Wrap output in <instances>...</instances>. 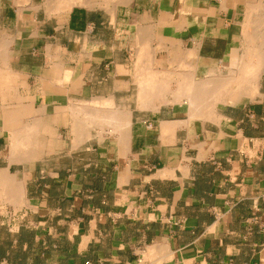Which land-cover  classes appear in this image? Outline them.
Wrapping results in <instances>:
<instances>
[{"label": "crops", "instance_id": "0c3cea01", "mask_svg": "<svg viewBox=\"0 0 264 264\" xmlns=\"http://www.w3.org/2000/svg\"><path fill=\"white\" fill-rule=\"evenodd\" d=\"M66 1L0 0V101L52 117L54 155L69 162L25 180L27 264H264V66L256 94L228 99L211 120L171 93L142 107L134 68L140 45L157 56L150 68L193 67L196 79L254 65L264 0ZM108 98L132 106L128 144H79L62 111ZM67 117L73 141L62 144ZM3 124L0 112L7 149Z\"/></svg>", "mask_w": 264, "mask_h": 264}, {"label": "bare ground", "instance_id": "6f19581e", "mask_svg": "<svg viewBox=\"0 0 264 264\" xmlns=\"http://www.w3.org/2000/svg\"><path fill=\"white\" fill-rule=\"evenodd\" d=\"M109 1L112 3H115L117 0H109ZM77 2L83 3V0H68L65 2L66 5L64 6V9H69L72 5H74ZM100 2H101V0H100ZM112 3H110V4H112ZM119 4H121V1ZM110 16H111V14H110ZM159 29H161V28H159ZM149 31H151V30H149ZM143 37H144V35H143ZM211 40H213V39L211 38ZM146 42L147 41L145 40V42H144L145 45H146ZM253 43H255V41ZM161 45L162 44H160V46ZM201 45H202V43H201ZM147 46H144V47H147ZM204 46H206V45H204ZM141 47L142 46L140 45V49L142 51L141 52L139 51L140 54L137 56V59H136L137 62L135 61L136 63H138L137 64L138 66L134 67V68H136L135 78L137 80V85H138V92H137L138 93L137 96L139 97L138 102L140 103V105L142 107L154 108L156 102L160 101V98H162L166 95L170 96V93H171L170 91H172V89L170 90V87H171L170 86V79H172V78H176L177 80H175V81H177L179 86H181V88L178 89L177 91L175 90L177 88H174V90L176 92L173 90L174 92L172 93V96L174 99L180 100L181 102H182V100L186 101V103L188 104L189 109H190L189 111H190V117L191 118L205 117L204 112H202V111L201 112L203 113L204 116L200 115V113H201L200 109L203 107V105L201 106L200 103H202L203 101L209 102L208 105H206L205 103H204V105H205V107L209 106V109H211V108L217 107L218 105L221 106V105L225 104L226 100H228V99H234L235 97H239L241 95V93H243V91L249 90L250 92H246V93H249V95L253 94L254 88L256 86L255 83L257 82L256 78H255L256 76H254V75H253L254 79H251V76H250V80L246 79L248 81L238 79L241 76L236 77L237 75L234 74L235 75L234 76L232 73H230L231 77H228V79H225V78H227V77H225L220 82L217 81L218 79L215 80L214 83H212L213 81H211V82L200 81L201 79H196V75L194 73V70H192V69H194L193 67L191 69L192 72L188 68L189 71L187 73H186V71H185V73H173V72H170V69L156 70V69H154V67L150 68L151 67L150 65H152L151 64L152 62L156 63L157 56L148 53L147 49L145 50L144 48H141ZM154 47H157V46H154ZM168 47H169V44H168ZM254 47H255V45H254ZM147 48H149V47H147ZM256 48H257V45H256ZM140 49L138 48V50H140ZM161 49L163 50V48H161ZM206 49H208V48H206ZM255 49H253V50H255ZM155 50H158V49H155ZM258 50H259V47H258ZM137 52L138 51H136V53ZM166 54H167V52H166ZM260 54L263 55L262 53H260ZM244 55H246V54L244 53ZM197 56H199V55H197ZM252 57H255V56H252ZM169 59H170V57H169ZM260 59L261 58L259 57V61H260ZM256 60H258V59L256 58ZM263 60H261V61H263ZM246 62L247 61L244 62L245 63L244 65H241L242 69H243V71L241 73L244 75L248 74L247 69L250 67V69L251 68L253 69L252 73L257 72V74L259 76V74L261 73L262 68L264 66V65H262L263 63L259 64L258 62H256V63H254V65L249 66V65H247ZM183 64L184 63L182 60V67H183ZM185 66H186V64H185ZM134 71H135V69H134ZM176 71H178V70H176ZM251 71L249 70V72H251ZM189 72H191V73H189ZM4 73H6L5 70L0 71V74H4ZM8 74H12V73L8 70ZM258 76H257V78H259ZM247 83L250 85L249 89L245 88V85ZM234 84L236 86L234 88H232V86ZM176 85L174 84L175 87H176ZM136 86H135V88H136ZM210 86H212V89H210ZM2 88H3V86L0 85V89H2ZM244 88L246 90H244ZM14 105H12V107L9 105L7 106L4 102V99L0 101V112L2 113V116L4 117L3 128L6 129L10 134V141H11V144H10V152H11L10 162H13V161L21 162L22 160H28V159L34 160V158H36L38 155V150L40 153V149H38V148L41 146V144H42L41 141L43 140L42 128H43V125L45 123L49 124V122H47L48 119L44 120L41 116H33L32 114H31L32 116L27 115V111H26L27 106H22V105H20V103H18L15 107H13ZM118 106H117V108H118ZM121 106H123V105H121ZM121 106H120V108H121ZM158 107H159V105H158ZM117 108L113 107V102L110 99L109 100L105 99V100L93 101L92 103L82 102L79 104H73L72 106L64 109L62 111V114L65 112H68L70 114V118L72 120L71 125L73 128V131L76 133V141L78 143L88 139L90 134L92 132H94L98 135L97 137H99V136L103 137L104 134L113 135L116 138L118 144L121 147H125L128 144V140H129V129H130V124H131V117H130V115L123 113L122 109H117ZM22 113H24V114H22ZM209 113H207L206 116H208ZM22 115H24V116H22ZM206 118H204V119H206ZM169 122H167V123H169ZM167 123H166V126H168ZM70 128H71V126H70ZM166 129H168V128H166ZM120 151H121V149H120ZM122 151H124V150H122ZM125 152H126V150H125ZM39 156L40 155H38V157ZM20 181H21L20 179H19V181L16 179V176L14 177L13 175H11L8 172V169H0V197L5 198L6 201H10V202L13 201V203L18 204V205L24 204V202H25L24 201V199H25L24 198V184H23V181H21V182Z\"/></svg>", "mask_w": 264, "mask_h": 264}, {"label": "rangeland", "instance_id": "374dc122", "mask_svg": "<svg viewBox=\"0 0 264 264\" xmlns=\"http://www.w3.org/2000/svg\"><path fill=\"white\" fill-rule=\"evenodd\" d=\"M260 58L261 59H260V61L258 63L259 64H262L263 63L262 65H264V60H263L264 57H263V55L260 54ZM261 60H263V61H261ZM176 70H178V69H174L172 71L170 70V72H173V73H185L182 70H181L182 72L180 70H178V71H176ZM192 70H191V72H192ZM247 70H248V72H247L248 74L244 75V74L241 73L243 71V69L242 68L239 69L238 73L235 74V75H237L236 77H240L241 76L238 79H242L244 81H248V80H250V76H251V79H254V76H256L255 78H256V81H257L258 80V78H257V76H258L257 72L252 73L253 72V69L252 68L250 69V67ZM249 70L250 71L252 70V71L249 72ZM187 72L188 71H186V73ZM191 72H189V73H191ZM232 74L234 75V73H232ZM12 76H13L12 74H8V77H12ZM225 77H227V78H225ZM228 77H231V74L230 73H228V74H225V73L224 74H221L220 72H218L215 69V70H211L206 77L200 78L201 79L200 81H207V82L213 81L212 83H214V81L217 80V79H218L217 81L220 82L224 78L225 79H228ZM246 79H248V80H246ZM175 80H177V79L176 78L170 79V86H171L170 87V90L172 89V91H170L171 94L175 90L177 91L178 89L181 88V86H179V84ZM173 83L175 85L177 84L176 87L174 86ZM256 83H255L256 86L254 88L253 94L250 95V96L255 95L256 92H257V84ZM247 84L245 85V88H248L249 89V86L250 85L249 84L247 85ZM235 86L236 85L234 84L232 86V88H234ZM174 88H177V89L174 90ZM245 88H244V90H246ZM210 89H212V86H210ZM246 92H250V91L249 90L248 91H243V93H241V95H245V94L246 95H249V93H246ZM128 103L132 104V101H129ZM204 103L206 105L209 104V102H204V101L202 103H200L201 106L203 105V107L200 109V112L201 111L204 112V115H205V117H200V118L201 119H204V118L207 117L206 119L211 120V119L214 118V114L217 111V109L219 107H221L222 105L221 106L218 105L217 107H214V108L209 109V106H206L205 107ZM113 107L115 108L116 106L113 105ZM131 109H132V106L129 107V106L126 105L122 109V111H123V113H125L127 115H130ZM188 109H189V106H188ZM202 112L200 113V115L204 116ZM207 113H209L208 116H206ZM189 114H190V111H189ZM42 118L44 120L45 119H48L47 122H49V124H46L45 123L43 125V128H42V137H43V140L41 141L42 142L41 146L38 148V149H40V153H39V150H38V155H40V156L38 157V155H37V157L34 158V160L33 159H28V160H22L21 162H16V161L10 162V158H11V152H10V144H11L10 134H9V137H8V144L9 145H8V148L7 149H4V147H3L4 144L2 142H0V162L1 163L4 162V159L6 157L8 159V166H6L4 164H0V167H3V168L8 169V172L11 175H13L14 177L16 176V179L18 181H19V179L21 181H23V184L25 183V180L27 178H29V177H31L33 175L34 176L35 175H45L46 173H50L53 168H56L58 166H61V167H64L65 166V167H67L68 166V163H69L68 162V158L63 157V155L62 156L54 155V154H56L55 153L56 149L54 148L55 143L52 142V134H51L52 131L48 133V128L50 127L48 125H51L52 124L51 123L52 119L49 118V117H42ZM70 119L67 117L65 119L66 121H62L61 122L62 127L60 128V136H61L60 140H61V143L62 144H66L65 142L68 143L69 140H72V138H71V136H70V134L68 132V127H64L63 126V124H65L64 122H67L68 123V121ZM44 128H45V133H43ZM50 129H51V127H50ZM72 135L73 136L76 135V133L73 131V129H72ZM97 136L98 135L96 133L92 132L90 134L89 138L86 139V140L93 141L95 143L97 140H101V139L103 141H105V140L108 141V140L116 139L115 137H113V135H108V134H104L103 137L102 136L97 137ZM84 141H82V142H84ZM100 151L101 150H95L94 152H97L96 154L98 155L100 153ZM61 152H64V150H61ZM61 154H63V153H61ZM78 155L81 158L87 157V158L93 159V160L96 159L95 153H90L89 151L87 152L84 149L82 151L81 150H78ZM32 163H35V164H32ZM24 201H25L24 204L18 205V204L13 203V201H11V202L10 201H6L5 198L0 197V248L1 247H4L7 242L13 240L14 239V235L19 231L20 228L26 227L27 226V223L30 222V221H35V220L31 219L32 218L31 216L27 220V215H26V213L24 211V206H26V199H24ZM27 259H30V257L27 258ZM0 264H10V263H8V261L2 259V260H0Z\"/></svg>", "mask_w": 264, "mask_h": 264}, {"label": "trees", "instance_id": "16d2710c", "mask_svg": "<svg viewBox=\"0 0 264 264\" xmlns=\"http://www.w3.org/2000/svg\"><path fill=\"white\" fill-rule=\"evenodd\" d=\"M15 244L7 242L4 247L0 248V260L4 259L10 264H27V258L29 256V250L31 249L34 241V232L25 228H20L14 235ZM26 245L27 249L22 251V245ZM33 264H39L38 261H34Z\"/></svg>", "mask_w": 264, "mask_h": 264}]
</instances>
